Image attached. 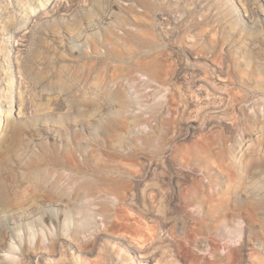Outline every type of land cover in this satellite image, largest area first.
I'll return each instance as SVG.
<instances>
[{"label":"rangeland","instance_id":"1","mask_svg":"<svg viewBox=\"0 0 264 264\" xmlns=\"http://www.w3.org/2000/svg\"><path fill=\"white\" fill-rule=\"evenodd\" d=\"M0 93V177L13 201L54 213L32 222L43 262L224 264L243 239L198 194H264V0H0ZM249 202L257 233L241 255L264 264V202ZM24 228L0 264L35 263Z\"/></svg>","mask_w":264,"mask_h":264},{"label":"bare ground","instance_id":"2","mask_svg":"<svg viewBox=\"0 0 264 264\" xmlns=\"http://www.w3.org/2000/svg\"><path fill=\"white\" fill-rule=\"evenodd\" d=\"M43 5L44 4H42V6ZM45 7H46V5H45ZM33 12L34 13L32 15L36 16L40 12V9L34 10ZM17 33H18V31H14L13 35H16ZM7 45H8V47L6 49V53H5L4 58H6V60L8 61V64L6 66L8 68V71L11 74H13L15 71H17V69L19 67V65H18L19 61H17V59H15L17 57V55L19 54V48L16 46V44L11 43L10 40L8 41ZM11 100L13 101V95H12ZM2 104H3V95L0 93V105H2ZM11 111H12V109L9 108V115H10ZM17 116L18 117L22 116L21 107L18 110ZM82 183L80 184V185H82L81 187L86 189V190H89V191H94L95 187L98 186V185H94V184L93 185L88 184L89 182H87V184H84V183L82 184ZM52 184H53L52 186H54V188H58L57 182H53ZM8 192L9 191L7 190L6 182L0 177V223H3L4 225H6L8 223L7 221H10L14 225L13 227L10 226V228L8 229L7 236H6L7 239H5L6 241H3L2 240L3 238L1 237L2 235L5 234V231L4 230L0 231V241H1L0 242V251H5L8 254L13 255V256L16 255L18 252L17 250H18L19 246H21L20 244L22 243V236L19 234V232L26 225L27 233L29 235V243L28 244L30 246L29 247L30 249H28L27 252H24V254L29 259H32V260L34 259L35 260L34 264H47V262H43L44 261L43 259H45L47 257V243L44 240V235L39 237V241L41 243L40 244L41 246L40 245L36 246V251L31 249L30 242H32L33 238L36 236V231L34 230V228L32 226V222H33V220H37V219L39 220V222H43V221H45V219H47V216H50L53 218L54 213L52 212V210L50 212L39 211L35 215L34 214V208L32 207L31 204H29L27 202V199H23V200L20 199L21 201H18V200L16 201L14 199L15 201H13V199L10 198ZM39 194H40L41 198H43L47 194V191L45 189L40 190ZM198 195L204 197L207 201L208 208H209L208 217H210L213 220H216L219 223V226H221V228H223L225 230L227 229L228 231L231 229L230 231H232V232L238 231L240 234L242 233V235H243V239L241 240V242L238 245H234V247L228 248L229 250L227 253V260L224 264H245L244 258L242 257L241 253L245 252L246 250L251 249V245H253L252 238H254V235H256V233H257L255 230H253L251 228V226H252L251 222H254V215L252 213L251 207H253L254 204H251L249 202V199L259 198L264 202V194L259 196L252 190V191H250L249 194L245 195L244 198L243 197H241V199L236 198V200L234 202H233L230 194L226 195L225 193H219V192H215V191H209V192L204 193L203 195H201V194H198ZM190 197L194 199L193 196H190ZM79 200L84 201V198L82 197ZM72 207L76 208L75 210L77 213L82 214L81 220H82V223L84 225L92 222L93 216H92V212L90 210L91 209L90 207L87 208V207H85V205L83 206L82 204L77 203V201L73 204ZM163 217H164L163 221H164L165 226L169 225L170 221H169V219H167L168 216L163 215ZM67 220L70 221V217L67 218ZM213 224H214V222H213ZM211 225H212V223H211ZM216 226H217V224H216ZM152 234H153V232H151V235ZM100 237L101 236H99V234H98L93 239H86V240H82V241L80 240V241L82 242V245L85 247L88 245L91 246V250L93 251L97 248V244H98L97 242L99 241ZM140 237H142V235ZM142 239H144V237ZM118 240L127 251L132 252L133 254H135L136 256H138L142 259H148V260L150 259L151 260L150 257H151V253L153 251L150 248L141 247L138 244L139 242L135 243V242L129 241L125 237H119ZM198 243H199V245L205 246V240L204 239H199ZM51 257H52L51 259H53V256H51ZM3 258H5V257H3ZM9 259H5V260L9 261ZM10 260H12V259H10ZM118 261H119V264H127L126 261L121 260V257H119ZM3 262H4L3 264H8L7 261L6 262L3 261ZM160 262L161 261L159 259H156L154 264H160ZM166 262H168L170 264H180L178 261H174V260H166ZM109 263H111V261H109Z\"/></svg>","mask_w":264,"mask_h":264}]
</instances>
